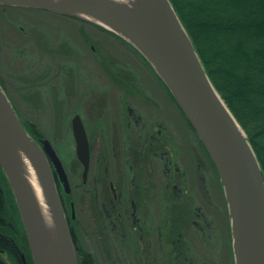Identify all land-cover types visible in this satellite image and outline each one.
Segmentation results:
<instances>
[{
	"label": "rangeland",
	"instance_id": "rangeland-1",
	"mask_svg": "<svg viewBox=\"0 0 264 264\" xmlns=\"http://www.w3.org/2000/svg\"><path fill=\"white\" fill-rule=\"evenodd\" d=\"M92 46H95L94 51ZM76 48L83 54L82 63L70 54ZM132 48L79 19L36 8L0 4V75L6 81L22 120L34 124L42 139L48 138L52 142L62 160L72 189L66 193L62 185L63 201L68 214L74 210L73 226L84 246L95 255L97 264H140L135 256L130 257L122 249L118 240L108 239L105 234L98 209L102 210L101 202L107 201L108 195L95 191L92 174L98 156L101 167L110 162L106 140L114 131L115 116L120 112L118 102L126 98L133 105L137 100L145 101L142 106L144 114L151 119L158 117L170 128L181 154L178 156L176 148L171 145L166 148L173 157L177 155L180 165L188 170L191 189L197 192L202 209L217 222L218 233L222 229V234L219 233L218 240L211 247L202 243L200 237L196 241L192 239L197 253L208 264H235L230 215L219 174L203 144L201 147L197 143L198 136L182 111L177 105L181 115L175 109L168 90L157 79H160L158 74ZM81 69L85 74L80 72ZM132 85L136 88L130 93L128 89H134ZM139 87L147 89L148 96L137 95L135 100L131 94L138 93ZM76 113L82 116L91 135L92 170L86 182L82 179L83 167L76 156L71 125ZM100 121L108 124L106 136ZM196 163L206 175L210 192H205L201 186V174L193 175ZM8 198L9 213L19 220V212L17 215L13 201ZM170 198L168 195L165 200ZM164 211L165 214L168 212L167 207ZM166 243L165 238V246ZM5 258L9 260L6 255Z\"/></svg>",
	"mask_w": 264,
	"mask_h": 264
},
{
	"label": "water",
	"instance_id": "water-1",
	"mask_svg": "<svg viewBox=\"0 0 264 264\" xmlns=\"http://www.w3.org/2000/svg\"><path fill=\"white\" fill-rule=\"evenodd\" d=\"M0 4L73 17L112 32L134 47L158 74L219 174L230 215L235 264H264L262 167L246 131L207 74L171 0H0ZM71 125L86 182L91 163L87 129L79 113L72 117ZM17 147L28 153L37 169L66 251V264H79L57 185L58 179L64 191L71 192L66 168L48 138L38 140L29 132L0 83V166L14 195L34 264H62L49 254L15 155Z\"/></svg>",
	"mask_w": 264,
	"mask_h": 264
},
{
	"label": "flooded vegetation",
	"instance_id": "flooded-vegetation-1",
	"mask_svg": "<svg viewBox=\"0 0 264 264\" xmlns=\"http://www.w3.org/2000/svg\"><path fill=\"white\" fill-rule=\"evenodd\" d=\"M94 48L95 46H92L93 51ZM77 50L78 52L73 54ZM70 54L79 60V63H82L80 58L83 54H80L78 48L72 49ZM66 65L69 66V64ZM65 70H67L66 67ZM80 72L85 74L83 69ZM157 79L164 88L162 81L158 77ZM132 87L134 89H128L130 93L136 88L134 85ZM167 94L181 115V111L177 108L171 95L168 92ZM131 95L135 100L137 95L148 96L147 89L139 87L138 93ZM150 96L153 97L152 94ZM154 100L159 103L158 99ZM136 103L135 105L129 104L128 98L118 102L120 112L115 116L112 137H107L106 140L107 159L110 162L107 166L101 167V158L98 156L96 166L92 171L96 183L95 191L98 194L107 192L108 199L101 202V207L103 211L105 210L103 213L107 214L111 227L110 225L103 226L102 223L105 221L103 217H99V221L104 230L107 229L105 234L108 235V239L113 237L118 240L120 246L125 245L122 249L130 257H140L138 261L140 264H179L176 261L177 257L185 254H197L198 264H208L197 253L193 240L196 241L197 237H200L202 243L211 247L218 240L219 233L222 234V229L218 233L215 227L217 222L211 220L208 213L199 205L197 192L191 189L190 174L180 165L178 156L181 151L176 147L175 138L171 135L170 128L164 121L158 120V117L151 119L144 114L142 106L145 101L137 100ZM104 110H106V106ZM84 124L91 151L90 173L93 160L91 135L85 121ZM99 124L102 129L104 128L103 134L106 136L108 124L106 121H100ZM188 126L191 129L190 125ZM155 129L157 132L154 131ZM36 139L41 140L42 137ZM197 143L203 147L198 138ZM169 145L176 148L178 156L173 157L170 150L166 148ZM101 168L102 170L104 168V172H101ZM158 173L161 174L162 180L161 176L158 178ZM195 173H199V176L201 174V178H199L202 182L201 186L205 192H210L206 175L204 176L200 164H195L193 175ZM57 185L63 201L62 184L58 179ZM168 195L171 198L166 201L165 198ZM63 205L72 234L73 231L76 232L73 226L75 215H72L73 210L71 214H68L69 210L64 201ZM165 207L168 210L166 214ZM181 207L185 209L182 222L175 223L171 219V215L174 210L176 213L179 212ZM155 209H157L156 213ZM27 245L28 254L17 246L21 261L19 257L15 261L12 260L10 255L5 252H0V254L5 260V255L9 258L6 260L8 264H34L28 240ZM159 257L160 259H158ZM185 259L187 264L188 262L194 264V261H189V255Z\"/></svg>",
	"mask_w": 264,
	"mask_h": 264
},
{
	"label": "trees",
	"instance_id": "trees-1",
	"mask_svg": "<svg viewBox=\"0 0 264 264\" xmlns=\"http://www.w3.org/2000/svg\"><path fill=\"white\" fill-rule=\"evenodd\" d=\"M171 2L192 38L207 74L246 131L264 173V0H171ZM99 28L132 48L116 34ZM0 83L20 115L1 75ZM23 122L35 138L42 137L34 124L25 120ZM7 197L13 201L18 215L14 195L0 166V252L8 253L14 261L19 257L21 261L17 246L28 254L26 235L20 214L19 220L10 215ZM104 211L103 208L98 209L99 217L105 220L102 224L104 227L105 225L111 227V222ZM184 212L185 209L182 207L177 213L174 210L171 219L175 223L182 222ZM72 237L79 264H97L95 255L84 246L76 232L73 231ZM187 255L190 257L189 261L199 263L197 254L180 255L176 259L177 263L187 264L185 259ZM135 258L140 260L138 256ZM0 264H8L2 254Z\"/></svg>",
	"mask_w": 264,
	"mask_h": 264
},
{
	"label": "bare ground",
	"instance_id": "bare-ground-1",
	"mask_svg": "<svg viewBox=\"0 0 264 264\" xmlns=\"http://www.w3.org/2000/svg\"><path fill=\"white\" fill-rule=\"evenodd\" d=\"M85 16L108 26L106 22L98 18H95L90 15H85ZM15 155L22 169V173L26 181L27 187L32 195L33 204L39 216L40 227L42 229L44 236L46 237L49 254L52 257V259L57 263L63 261L62 264H66L67 263V260L65 259L66 251L61 246L62 242L60 241V236L54 221L52 210L45 196L44 189L40 182V178L38 176V172L34 165V162L30 158L28 153L21 147H17L15 149ZM261 209H262V221L264 225L263 205L261 206Z\"/></svg>",
	"mask_w": 264,
	"mask_h": 264
}]
</instances>
